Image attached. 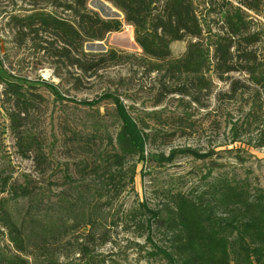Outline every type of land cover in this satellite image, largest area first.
<instances>
[{
    "label": "trees",
    "instance_id": "1",
    "mask_svg": "<svg viewBox=\"0 0 264 264\" xmlns=\"http://www.w3.org/2000/svg\"><path fill=\"white\" fill-rule=\"evenodd\" d=\"M27 1V8L8 14L6 26L13 41L18 46L29 45L56 76L74 79L77 87L81 75L91 77L102 67L134 60L143 74L151 77L156 73L155 105L175 94L181 100L187 98L190 105L208 107L202 104V96L213 91L210 72L226 74L228 90L217 93L215 99L244 102L240 117L230 122L233 140L257 131L258 145L264 146V51L258 46L261 34L252 28L253 21L242 6L232 0L203 2L207 13L218 15L222 22L207 46L196 0H107L133 26L135 41L142 49L139 55L116 49L105 53L85 50V43L102 37L100 29L113 27L89 8V0ZM237 2L256 13L264 4V0ZM120 25L117 22L115 30ZM207 27L211 31L209 22ZM187 38L184 54L173 57L171 44ZM0 84L4 103L10 107L7 113L17 151L23 158L32 157L35 169L43 174L50 166L48 154L42 139L26 127L31 108L42 96L4 66L0 67ZM120 118L115 141L110 138L113 151L99 154L105 163L84 162L77 170L83 179L89 174L108 176L115 190L106 204L121 193L119 181H124L128 161L143 157L126 119ZM146 136L149 140L150 135ZM65 179L67 187L55 200L49 197L43 208L44 190L37 189L31 175L19 181L0 170V194H7L0 199V225L8 231L15 249L9 254L0 251V264H30L29 257L53 264L54 249L72 231L87 228L83 237L89 242L94 239L98 204L87 202V190L69 168ZM203 181L190 192L160 188L162 201L157 208L142 204L141 209L131 208L128 218L141 229V235L148 232V239L158 233L166 245L154 247L171 264H264V187L237 177L217 162H212ZM105 189L97 190L99 201L106 197L101 194ZM80 252L86 254L89 248L82 244Z\"/></svg>",
    "mask_w": 264,
    "mask_h": 264
},
{
    "label": "rangeland",
    "instance_id": "2",
    "mask_svg": "<svg viewBox=\"0 0 264 264\" xmlns=\"http://www.w3.org/2000/svg\"><path fill=\"white\" fill-rule=\"evenodd\" d=\"M196 1L206 30L204 42L209 46L212 34L222 22L218 15L207 13V4L203 2L208 0ZM232 1L242 6L248 19H252V28L261 34L259 49L264 51V4L256 13L238 0ZM217 2L222 4V0ZM26 3L27 0H0V67L29 82L41 94L42 98L31 108L26 127L42 139L50 166L42 174L35 169L32 157L19 155L7 113L10 107L4 103L0 84V170L19 181L31 175L37 189L44 190L45 208L49 197L55 200L56 194L67 187L65 174L69 168L78 184L87 190V202L98 204L94 239L89 242L83 237L87 228L72 231L54 249L53 264H171L154 247L166 245L158 233L152 234V240L147 238L148 232L141 235V229L130 221L128 212L131 208H143L142 204L157 208L162 201L160 188L194 190L204 183L212 162L222 164L224 170L237 177L248 178L253 185L264 187V146L258 145L259 133L256 131L237 141L230 134V122L240 117V105L244 102L215 99L217 93L228 90L226 74L210 72L214 88L212 93L202 96V104L208 107L190 105L187 98L181 100L175 94L155 105L156 73L151 77L143 74L134 60L102 67L91 77L81 75V83L75 87L74 79L56 76L54 69L34 54L29 45L18 46L13 41V34L6 26L7 16L13 9L27 8ZM88 6L101 15L104 24L113 27L100 29L102 37L85 43L86 51L105 53L116 49L142 54L133 26L125 22L124 14L111 2L89 0ZM117 22H121L118 31ZM208 22L211 31H207ZM189 41L187 38L173 42V57L182 56ZM120 117L126 119L143 157L128 161L124 181H119L123 185L121 193L106 204V198L112 197L115 190L108 176L89 174L83 179L77 170L84 162L105 163L99 154L113 151L110 138L115 141L122 125ZM146 134L150 135L149 140ZM87 145L90 150L86 149ZM104 186L106 189L101 194L106 197L99 201L97 190ZM3 196L7 194H0V199ZM82 244L89 248L88 253L80 252ZM0 251L15 252L8 231L1 225ZM29 259L30 264H47L45 258L37 262L33 257Z\"/></svg>",
    "mask_w": 264,
    "mask_h": 264
},
{
    "label": "water",
    "instance_id": "3",
    "mask_svg": "<svg viewBox=\"0 0 264 264\" xmlns=\"http://www.w3.org/2000/svg\"><path fill=\"white\" fill-rule=\"evenodd\" d=\"M96 44H101L100 42H97Z\"/></svg>",
    "mask_w": 264,
    "mask_h": 264
}]
</instances>
